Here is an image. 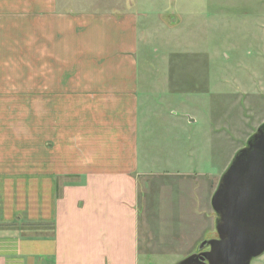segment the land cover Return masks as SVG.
<instances>
[{
	"label": "crops",
	"instance_id": "crops-1",
	"mask_svg": "<svg viewBox=\"0 0 264 264\" xmlns=\"http://www.w3.org/2000/svg\"><path fill=\"white\" fill-rule=\"evenodd\" d=\"M127 8L0 0V103H23L0 110V264H140L138 241L163 222L175 234L158 241L215 236V188L201 185L212 167L166 172L175 151L179 165L191 157L180 130L195 119L170 98L189 91L184 65H140L142 27ZM209 116L211 165L221 125Z\"/></svg>",
	"mask_w": 264,
	"mask_h": 264
},
{
	"label": "rangeland",
	"instance_id": "rangeland-1",
	"mask_svg": "<svg viewBox=\"0 0 264 264\" xmlns=\"http://www.w3.org/2000/svg\"><path fill=\"white\" fill-rule=\"evenodd\" d=\"M91 1L103 9L121 11L128 6L127 9L137 12L142 27L140 65L145 62L164 64L165 61L184 65V84L188 83L189 91L183 95L175 91L170 98L175 108L180 106L195 119L186 123L188 128L180 130L184 138V157L186 159L188 153L191 157L190 161L179 165L175 151L178 162L166 172L172 174L173 169L202 171L210 166L215 176L200 183L215 188L234 153L264 121V0ZM28 104L31 111L36 109V102ZM7 107L21 112L23 103H0V110ZM20 115L11 119L16 126L25 119ZM209 115H214L215 122L221 125L220 134L215 135L217 154L211 165L201 158L202 152L211 147L209 138L214 137L213 123L212 129L209 128ZM29 122L30 126H36V116L30 117ZM172 177L169 176V181ZM211 180L213 182L209 183ZM140 189L147 196L152 188L141 181ZM146 196L142 195L141 204L149 199ZM152 205L155 207V203ZM151 216L149 213L141 215L143 220H152ZM151 220L149 226L153 224ZM169 225L170 222L158 224V230L149 229L151 235L149 230L147 232L153 239L138 241L140 264H176L199 250L201 241H158V237L169 238L175 234ZM141 235L145 236L144 224Z\"/></svg>",
	"mask_w": 264,
	"mask_h": 264
},
{
	"label": "water",
	"instance_id": "water-1",
	"mask_svg": "<svg viewBox=\"0 0 264 264\" xmlns=\"http://www.w3.org/2000/svg\"><path fill=\"white\" fill-rule=\"evenodd\" d=\"M210 204L216 235L176 264H250L264 253V121L232 156Z\"/></svg>",
	"mask_w": 264,
	"mask_h": 264
}]
</instances>
